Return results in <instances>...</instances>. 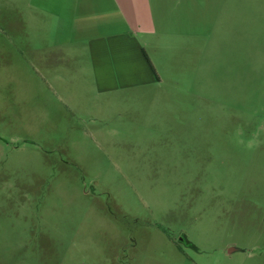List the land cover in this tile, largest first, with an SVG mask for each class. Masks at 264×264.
<instances>
[{
	"label": "rangeland",
	"instance_id": "374dc122",
	"mask_svg": "<svg viewBox=\"0 0 264 264\" xmlns=\"http://www.w3.org/2000/svg\"><path fill=\"white\" fill-rule=\"evenodd\" d=\"M27 1L0 0V264H264V0L208 84L155 60L104 94L39 66Z\"/></svg>",
	"mask_w": 264,
	"mask_h": 264
},
{
	"label": "crops",
	"instance_id": "0c3cea01",
	"mask_svg": "<svg viewBox=\"0 0 264 264\" xmlns=\"http://www.w3.org/2000/svg\"><path fill=\"white\" fill-rule=\"evenodd\" d=\"M23 25L49 52L85 58L99 93L160 84L155 60L209 83L215 53L241 49L245 0H28ZM243 39L245 34L243 33Z\"/></svg>",
	"mask_w": 264,
	"mask_h": 264
},
{
	"label": "flooded vegetation",
	"instance_id": "af4514ba",
	"mask_svg": "<svg viewBox=\"0 0 264 264\" xmlns=\"http://www.w3.org/2000/svg\"><path fill=\"white\" fill-rule=\"evenodd\" d=\"M180 243L188 244V243H186L185 241H183V239L180 240Z\"/></svg>",
	"mask_w": 264,
	"mask_h": 264
},
{
	"label": "water",
	"instance_id": "95a60500",
	"mask_svg": "<svg viewBox=\"0 0 264 264\" xmlns=\"http://www.w3.org/2000/svg\"><path fill=\"white\" fill-rule=\"evenodd\" d=\"M233 251H234L233 248H231V249L228 250L229 253H231V252H233Z\"/></svg>",
	"mask_w": 264,
	"mask_h": 264
}]
</instances>
